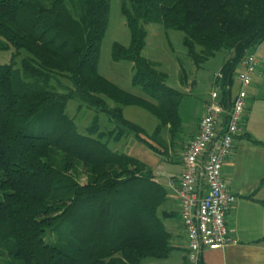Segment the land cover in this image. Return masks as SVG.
<instances>
[{
	"label": "trees",
	"instance_id": "1",
	"mask_svg": "<svg viewBox=\"0 0 264 264\" xmlns=\"http://www.w3.org/2000/svg\"><path fill=\"white\" fill-rule=\"evenodd\" d=\"M120 10L130 40L113 43L111 58L132 64V85L146 98L98 72L109 0H0V256L5 250L17 264L167 258L174 246L164 221L175 212L163 208L164 186L147 164L110 146L131 136L161 151L147 137L166 147L162 133L175 138L181 129L182 93L143 56L145 26L182 31L195 68L228 51L214 80L226 107L241 60L264 41V0H120ZM71 100L95 112L84 133L66 112ZM128 106L156 118L151 133L124 116Z\"/></svg>",
	"mask_w": 264,
	"mask_h": 264
},
{
	"label": "rangeland",
	"instance_id": "2",
	"mask_svg": "<svg viewBox=\"0 0 264 264\" xmlns=\"http://www.w3.org/2000/svg\"><path fill=\"white\" fill-rule=\"evenodd\" d=\"M145 28L147 36L142 54L154 62L159 70L166 73V84L170 88L179 90L182 93L179 106L182 126L179 132L176 133L175 138H170V134L167 131L162 133L161 136L167 142L166 147L158 144L153 138L147 137L148 142L155 147H159L161 151L151 149L149 145L131 136L122 139L117 144L111 143L110 146L119 152H124L137 158L151 168L156 179L164 186L167 192V200L163 204V208L171 209L178 215L177 195H174L168 178L172 175V172L175 173L179 168L177 161L179 149L187 138L189 128L195 122L193 117L196 115L195 109H198L196 103L209 99L213 90L220 91L219 84H215L214 80L229 52L218 50L201 68H195L183 45L182 31L165 29L162 24L156 22L148 23ZM129 40V30L125 17L120 10V0H109L108 27L101 43L98 72L125 91L146 98L139 86L132 85V64L126 60L115 61L111 58L112 44L117 42L123 46H128ZM256 48L257 70L263 76L261 79V94L255 97L256 92H252V98L246 99L248 106L244 109L242 123H247L244 133L247 132L256 141L264 142V41ZM181 69L187 75L188 83L186 84H182L180 81ZM234 81L231 85V92L237 89V83ZM187 87L190 89L187 90ZM66 112L74 118L77 130L80 133L85 132V127L91 123L95 116L93 110L88 109L85 103L78 100L69 101ZM123 113L127 119L141 125L148 133H151L157 124L156 118L141 107L128 106L124 108ZM98 117L101 123L106 118L102 113L98 114ZM169 140L173 141L172 151L169 147L171 143ZM170 158H172L171 161ZM79 181L85 182V177L80 176ZM164 223L167 228L173 229L172 225L178 223V216L174 215V217L166 219ZM147 262L169 264L170 259L147 260ZM0 263L17 264L12 261V258L8 256L5 250H2Z\"/></svg>",
	"mask_w": 264,
	"mask_h": 264
},
{
	"label": "built area",
	"instance_id": "3",
	"mask_svg": "<svg viewBox=\"0 0 264 264\" xmlns=\"http://www.w3.org/2000/svg\"><path fill=\"white\" fill-rule=\"evenodd\" d=\"M257 65L256 52H246L234 74L237 90L227 107L220 100L219 92H211L197 132L181 153L182 170L177 179L176 195L187 239L185 264H200L202 249H221L233 241L226 215L236 196L228 190L221 169L232 151L235 137L242 130L246 88L252 83ZM168 182L174 183L171 179Z\"/></svg>",
	"mask_w": 264,
	"mask_h": 264
},
{
	"label": "crops",
	"instance_id": "4",
	"mask_svg": "<svg viewBox=\"0 0 264 264\" xmlns=\"http://www.w3.org/2000/svg\"><path fill=\"white\" fill-rule=\"evenodd\" d=\"M258 73L256 69L252 76V83L246 88V99L252 98V92H256L255 97L261 94V79L263 76ZM186 89L189 90L190 88L187 87ZM235 93L236 91L231 92L229 105ZM207 100L204 99L196 103L198 109H195L196 115L193 117L195 122L189 128L187 138L179 149L177 158L179 168L175 173L172 172V175L168 178V180L174 181L170 185L175 196L177 179L182 170L181 153L186 142L197 132L198 122L205 113ZM247 106L248 103H246ZM246 126L247 123L243 124L242 130L235 137L233 149L223 162L221 169V176L228 190L236 196L235 202L226 215L228 232L233 241H230L221 249H202L200 264H264V204L261 202L264 200V147L241 136L244 134ZM170 142L169 147L172 151L173 141ZM171 160L172 158H170ZM175 216H178V223L172 225L173 229L167 228L172 235L174 248L165 259H170L169 264H185L187 239L180 221L179 208L178 215L175 214ZM150 264H155V262Z\"/></svg>",
	"mask_w": 264,
	"mask_h": 264
}]
</instances>
